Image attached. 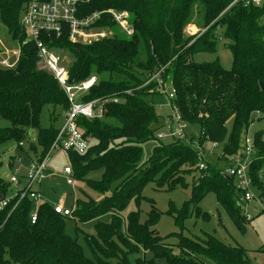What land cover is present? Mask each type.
Masks as SVG:
<instances>
[{
	"label": "trees",
	"instance_id": "1",
	"mask_svg": "<svg viewBox=\"0 0 264 264\" xmlns=\"http://www.w3.org/2000/svg\"><path fill=\"white\" fill-rule=\"evenodd\" d=\"M28 1L0 0V23L19 48L14 66L0 65V117L8 122L0 127V145L13 141L21 152L27 130L35 129L41 148L35 159L41 160L57 135L58 115L68 109L69 103L54 77L38 68L36 46L20 26ZM233 1L80 0L79 14L101 12L94 26L108 27L112 35L79 44L69 42L65 30L60 37L46 41L70 54L71 83L97 76V83L82 96L83 101L119 98L117 103L106 104L102 117L78 119V128L89 146L83 153L67 152L74 180L82 181L101 198L82 192V197L73 202L70 216L41 203L36 208V221L31 224L32 199L26 196L18 201L15 197L0 210V264H111L113 259L120 264H251L247 250L240 245L225 244L209 233L200 238L183 233L186 219L207 217L198 204L208 193L216 195L219 206L238 229H244L249 221L236 204L239 193L234 179L225 177L223 156L239 148L255 120L264 119V4ZM106 10L125 11L132 35L122 33ZM191 23L203 32L188 35L185 29ZM217 30L228 41L226 47L232 56L228 69L218 57L207 62L192 58L196 53H216L220 38ZM166 64L164 81L175 90L171 103L187 126L199 127L200 136L185 134V139L171 137L170 143H158L148 161L140 164V145L151 139L161 140L155 133L168 114L155 108L153 97L159 95L155 85L142 84ZM126 90L132 93L128 95ZM44 109L48 110L47 126H41ZM229 120L231 128L227 132ZM253 140L257 159L250 174L256 191L264 198V180L258 176L264 167L262 133L256 132ZM192 142L205 148L217 142L221 153L215 165H210L204 155L206 168L199 171L201 156ZM28 149L37 153L32 143ZM19 158L16 156L8 166L16 167ZM193 171L197 175H192L189 199L170 212L178 231L156 234L153 226L159 212L154 207L144 222H140L138 210L121 215L131 202L137 204L145 183L153 181L159 188L172 190ZM93 172L100 173L97 179L89 177ZM12 190L8 180L0 176V200ZM103 216L109 219L103 221ZM67 217L77 222L95 220L94 233L83 234L93 259L84 255L76 238L66 234ZM171 237L176 238V244L166 241ZM141 252H149L151 257L141 256Z\"/></svg>",
	"mask_w": 264,
	"mask_h": 264
},
{
	"label": "built area",
	"instance_id": "2",
	"mask_svg": "<svg viewBox=\"0 0 264 264\" xmlns=\"http://www.w3.org/2000/svg\"><path fill=\"white\" fill-rule=\"evenodd\" d=\"M237 2L243 3L244 5L252 4L256 6L264 4V0H234L232 4ZM79 3L80 0H29L21 13L20 26L24 29L28 40L32 41L36 46L38 68L51 74L58 82L66 94L69 107L64 112V122L59 127L57 135L46 155L41 160L35 159L29 161L30 164L26 169L25 179L20 176L19 165L13 168L8 178V182L11 184L13 190L6 198L0 200V210L4 209L15 197L19 201L27 196L32 199L33 205L37 204L40 194L34 189V186L41 184L50 153L53 150L60 149L66 152L74 151L83 153L88 148L89 141L78 128V119L100 118L104 114L107 103H117L119 101V98L116 96L98 97L89 101H83L82 96L97 83V76L93 74L82 81L71 83L64 50L51 47L46 41H52L54 38L60 37L65 30L68 32V41L79 44H88L112 35V31L108 27L94 26L101 18V12H92L87 15L79 14ZM105 12L111 15L113 21L122 33L126 36L132 35L133 29L128 21V14L125 11L115 12L113 10H106ZM185 32L188 35H198L203 30L195 33L191 26H187ZM3 55L0 58V65L10 68L18 60L19 48L14 52L5 51ZM167 66L168 64L155 70L147 77L142 86L154 84V89L165 99L164 104L159 107L165 106L169 110L168 114L163 117L162 126L155 133L156 137L162 139L164 136H169L185 139L187 124L182 119L177 107L171 103L175 98V90L170 87L166 91L168 82L166 83L164 81L163 75L165 74ZM125 93L130 95L132 91L126 90ZM192 144L197 150L198 155L201 156L197 168L199 171L203 170L206 168V163L203 159L204 155L211 153L212 149L219 145L217 142H212L210 143V149H208L196 142H192ZM223 157V172L235 181V186L239 193L236 204L243 211L245 218L247 220L252 219L247 211L251 202H256L260 212L264 213V198L258 190L256 191L252 175L250 174L251 167L257 159L253 138L246 134L242 138L239 148L231 154H225ZM17 162L19 164L21 159L19 158ZM62 173L67 185H73L75 183L69 165L63 168ZM258 176L261 180H264V167L258 171ZM53 209L56 213L64 216H70L72 211L71 208H63L61 205H53ZM36 216V209H31L29 212V221L31 224L36 221Z\"/></svg>",
	"mask_w": 264,
	"mask_h": 264
},
{
	"label": "rangeland",
	"instance_id": "3",
	"mask_svg": "<svg viewBox=\"0 0 264 264\" xmlns=\"http://www.w3.org/2000/svg\"><path fill=\"white\" fill-rule=\"evenodd\" d=\"M195 33H197L200 28L196 27L193 23L189 24ZM220 30H217V35H220ZM216 44V53H196L193 55V61L195 62H207L212 61L218 57L223 68L228 69L231 66L232 56L230 51L227 49V40L223 39L221 35ZM18 50V45L15 41L10 39L5 28L0 23V58H2L5 51L14 52ZM65 59L67 63L71 61L69 53L64 52ZM170 86L167 87L168 91ZM153 102L157 112H160L164 104L165 99L162 95H155L153 97ZM162 114L168 113V108H162ZM64 122V113H60L55 122L57 127H60ZM48 120V110L44 109L41 115V126H47ZM8 122L0 117V127L7 126ZM227 132L231 128V120L226 124ZM260 131L264 138V119L255 120L248 129V135L253 138V135ZM185 134L189 137L198 138L200 136V129L197 125H188L185 129ZM171 137L164 136L161 140L151 139L142 143V154L140 157V164H144L148 161L152 148L158 143H170ZM32 143L37 148V153L34 154L28 149V145ZM241 143V140H240ZM239 143V144H240ZM210 149V145H206ZM23 151H19L17 145L13 141H8L0 145V159L2 161V167L0 168V176L8 180L13 168L8 166V163H12L16 156H20L21 162L19 165L20 176L24 178L26 175V169L30 164L29 157L32 160L35 157H39L41 148L37 145L36 130L29 128L26 133V137L23 141ZM221 153V146L212 149L211 153H206V161L210 165H215L216 157ZM70 164L69 156L64 150H53L47 160L46 169L44 171L43 178L40 185H35L40 198L37 204L32 205V210L41 203H48L50 205H61L63 208H71L74 201L82 197V192L90 195V197L95 199H100L101 196L93 193L87 189L82 181H75L73 185H67L65 178L62 175L63 168ZM219 167L222 166L221 163L217 164ZM17 166V165H16ZM99 172H93L89 174L90 178L97 179L99 177ZM192 175H197L196 172H191L184 175V180L179 183L174 189L166 190L165 188H159L156 186L155 182L150 181L145 183L141 188V197L135 205L134 201L131 202L128 207L121 212V215L125 217L128 212L138 210L140 222H144L147 219L149 210L154 207L157 212H159V218L155 222L153 228L155 233L160 236H165L166 234L174 231H178L175 225L174 219L170 216L172 208L179 209L182 204L189 199L190 189L192 186ZM199 209L202 212L207 213V217H195L192 216L185 220V229L183 233L189 237H203L204 233H209L214 235L221 242L228 245H240L247 250V258L251 264H264V213L260 212L256 202H251L250 207L247 209L251 220L247 221L244 225V229H238L232 220L229 218L227 213L222 209L216 199L214 193H208L198 204ZM103 221L109 219L108 216H103L100 218ZM95 220L88 222H77L72 217H67L65 220V232L71 238H76L82 247L84 255L93 259V255L89 247L83 240V234H93L94 233ZM169 244H176V238L171 237L166 240ZM174 252L177 250L174 248ZM141 256L146 258L151 257L149 252H141ZM111 264H120L115 259L109 261ZM207 264H213L208 262Z\"/></svg>",
	"mask_w": 264,
	"mask_h": 264
},
{
	"label": "water",
	"instance_id": "4",
	"mask_svg": "<svg viewBox=\"0 0 264 264\" xmlns=\"http://www.w3.org/2000/svg\"><path fill=\"white\" fill-rule=\"evenodd\" d=\"M225 177H226L227 179H229V178H230L228 175H225Z\"/></svg>",
	"mask_w": 264,
	"mask_h": 264
},
{
	"label": "crops",
	"instance_id": "5",
	"mask_svg": "<svg viewBox=\"0 0 264 264\" xmlns=\"http://www.w3.org/2000/svg\"><path fill=\"white\" fill-rule=\"evenodd\" d=\"M163 107H161V109H162ZM67 208V207H66Z\"/></svg>",
	"mask_w": 264,
	"mask_h": 264
}]
</instances>
